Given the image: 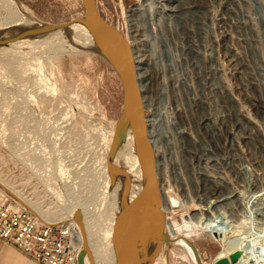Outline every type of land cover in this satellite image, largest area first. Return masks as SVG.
I'll return each instance as SVG.
<instances>
[{"label": "rangeland", "instance_id": "374dc122", "mask_svg": "<svg viewBox=\"0 0 264 264\" xmlns=\"http://www.w3.org/2000/svg\"><path fill=\"white\" fill-rule=\"evenodd\" d=\"M146 1L97 0L103 18L121 31L141 54L145 52V44L140 40L142 37H134L127 15L130 8ZM16 2L45 23L66 24L84 16L81 0ZM164 3V0L158 1L155 7ZM197 5L195 8L201 9V17L207 15V32H203L205 34L201 38H185V56L179 58L183 62L186 60L184 67L189 97L181 94L179 88H174L175 72L168 69L171 81L167 95L176 98L179 110H174V103L161 102L165 95L160 84V66L158 70L153 67L149 71L148 82L153 108L145 115L150 118L160 108L163 112L158 128L160 132L167 133L162 154L156 157L164 166L160 171V181L168 191L167 218L179 229V234L183 233L195 243L203 264H214L219 252L234 235L243 236L245 240L248 238L258 246L254 247L257 251L264 248V224L251 216L256 206L251 199L254 189L249 187L244 175L235 173L242 153L231 149V133L233 130L236 133L239 128L236 115L242 120L238 123L244 125L246 131L251 129L259 137L258 150H254L251 144L247 146L243 138L237 142L247 146L244 148V164L248 163L254 180L264 190V32L257 16L258 7L264 13V0H199ZM4 6L5 0H0V11ZM180 36L183 38L182 33ZM56 38L46 36L39 39V48L35 45L37 42L0 48V182H5L56 220H66L69 216L63 206L66 193L76 200L78 210L95 212L98 210L96 206H100L101 194L111 188L107 156L122 114L123 88L117 73L102 57L75 47L65 52L55 51L52 47L58 43L54 40ZM198 43L205 45L206 50L202 46V50H196L194 46ZM234 52L239 53L243 64L234 57ZM172 53L165 51V56L170 59ZM176 54L181 55L180 52ZM196 61L201 70L206 68L205 72L196 67ZM210 65L217 70L218 85L213 81ZM200 72L204 81H201ZM195 96L203 99V114L206 116H201L198 105L190 100ZM253 102L260 104L259 110ZM171 117L185 128L189 140H182V144L179 139L176 142L170 140L173 129L167 128ZM208 117L222 123L219 141L216 133L205 127ZM237 142L233 143L235 147ZM200 145L209 150L207 157L201 155ZM126 148L124 144L121 146L118 159L126 153ZM233 159L236 161L234 164ZM204 170L223 179L224 189L205 183L201 178ZM59 177L61 181L58 182ZM232 189L241 194L243 203L232 206H223V203L217 211V222L213 220L209 228L200 224L201 218L206 221L205 216L199 214L204 205L202 201L219 195L220 191L225 193ZM107 212L108 209L105 215L100 214L102 223H108ZM257 251L252 254L259 258L258 264H263V254ZM160 256L162 264L195 263L180 244H171L168 254L163 251Z\"/></svg>", "mask_w": 264, "mask_h": 264}, {"label": "bare ground", "instance_id": "6f19581e", "mask_svg": "<svg viewBox=\"0 0 264 264\" xmlns=\"http://www.w3.org/2000/svg\"><path fill=\"white\" fill-rule=\"evenodd\" d=\"M147 1L143 2V3H139L137 6L130 8L128 11V15H127L129 26L132 30L131 32L135 35L134 37H136L137 39H139V37H142V38H140V40L145 44L146 49L144 48L145 49L144 51L148 53V55H145V54H147L145 52H143L144 54L143 53L141 54L129 42L132 59H133L134 64H135L137 84H138L139 92L141 95L143 108H144L145 112H147L148 110H151L153 108V104H152V101L150 99L151 97H149V86H148L149 77H150L149 71L153 67L156 68V70H158V68L160 66V72H161L160 73V84L163 87L162 90L164 91L163 94L165 95L164 98L161 97V102H164V104H168V105L169 104L173 105V103H174L175 109L174 108L173 109L177 112L179 109H178V105H177L178 103H177L176 98H172L171 95H167V91H168L167 88L169 87L168 84L171 81L170 80L171 76L167 75V70L169 69V70H173L175 72L174 76L176 78H175V81L173 80V84H172L174 86V88H179L182 91V92L180 91L181 94L183 93V95L185 97H189L188 87H187V83H186V79L188 78V76L186 73V68L184 67L185 66L184 64H186V62H185L186 60L183 62V61H180L179 58L185 56L184 53H185L186 49L184 48L183 43H185L186 39H190L192 37L193 38H196V37L201 38L202 34H205L203 32H205V31L207 32V29H206V27H207V24H206V18L207 17L206 16L207 15L203 14L204 16L201 17V15H200V14H202L201 9L195 8L196 6H198L197 4L199 3V0H164L166 3L160 4V6L157 7L158 9L155 7V5L157 4L158 1L161 2L162 0H147ZM97 8H98V3H97ZM154 8H156V11L153 10ZM146 10L147 11L149 10L148 13ZM258 11H259V13L257 15L258 21L262 25L263 32H264V13L260 7H258ZM199 15H200V17H199ZM36 23H37L36 18H34L32 16V14H30L28 11H26L22 7V5L18 4L15 0H5V6H4L3 10L0 11V33L5 32V34L7 36H9V35H11V31H13L17 28H20V27L25 28V29L33 28L37 25ZM221 23H223V22H221ZM181 33L183 35V38L180 36ZM48 36L49 37L50 36L57 37L54 40H56V42H58V43H55V45H53L52 48H54V50L58 51V52L69 51L68 48L74 47L71 45H75L78 47H85V48H89V49L96 48V45L94 44L93 39L89 36L87 31L79 24H71L69 26V28L62 29V30L57 31L56 33H52L51 35H48ZM226 41H227V38H226ZM35 42H37V44H35V45L38 46L37 48H39L40 43L38 40L37 41L19 42V43L13 44V47L20 46V45L22 46V45L34 44ZM132 44H134V42ZM198 44L199 45L196 44L194 46L196 50H202V47L204 48L203 50H206L205 45L202 46L201 43H198ZM191 48H192V46H191ZM191 50L192 49H190V51ZM165 51L173 52L171 55L172 57L170 59H168L165 56ZM177 52H180L181 55H177L176 54ZM197 52H199V51H197ZM196 56L197 55H195V58H196ZM234 57H236L237 60L243 64L242 58L239 55V53L234 52ZM198 64L199 63L196 61V67L200 71H202V73L205 72L206 68L203 67V70H201L199 68ZM209 69H210V71H212L211 74L213 75V81H215V85H218V80L216 77L217 70L212 65H210ZM200 75H201V81H204V78L202 77L201 72H200ZM44 89H46V87ZM33 91H35V89ZM190 100H192V103L195 102L194 104L198 105L197 110L198 109H199V111L201 110V114H202L201 116H206L205 114H203L204 113L203 112L204 111V104L202 103L203 99L202 100L198 99L195 96V97L191 98ZM255 103L253 102V106L257 110H259L260 104H258V102H255ZM162 116H163V112L161 111V108H160L158 112L157 111L155 112V115H153L150 118H146V127H147V136L149 138L150 144L153 147V151H154L155 158H156L155 164H156L157 177H158L159 182H160V192H161V199H162V212L165 215V219H166L165 232L169 236V238L173 241L172 242L173 244H180L182 247H185V249L191 255L193 262H195L191 249L182 240H180L181 238H186L185 235L183 233H182L183 235L179 234L178 233L179 231L177 232L178 228L176 229L173 226V224L171 223V221L168 220V218H167V212H168L169 208L167 209L168 203H166V197L168 195V191L165 190V188L163 187V185L160 181V173H161L160 171L164 166H163V162L161 161V159L156 157V156H159L162 154V149H163V146L165 145L163 143V141H165L164 138L166 137L165 134L167 133L166 131H165L166 132L165 134L160 132V129L158 128L159 121L161 120L160 117H162ZM235 117H237L236 123H237V126L239 128H237L236 133H234L235 132L234 130H233V133H231V135H232L231 149L234 151L240 150L242 153V156L238 155V157L240 156V158L238 160L239 162H237L238 165L236 167L238 172H235V173H238L239 175L240 174L244 175L245 176L244 180H246L248 182L249 187H251V186L253 187L254 193H253V195H251L252 198L251 197H249V198L252 199L253 203L256 206L254 205L255 208H254V211L251 213V216L254 219L255 218L260 219V221H262L264 224V190L259 188L257 181L254 180L255 178H253V176H252L254 174H251V172H250L249 165H247L248 163L244 164L246 161L244 159H246V158H243L244 150H245L244 148H246L248 146V144H251L252 147L254 148V150L259 149L258 145H257V142H259V137H258V135H254V132L251 129L246 131L245 126L238 123V122L242 123V120H240L238 118V116H236V115H235ZM165 119H167V118H165ZM173 120H174V118H172V117L168 118L169 123L168 122L167 123L169 126L166 125V126H168V128H167L168 130H169V128L173 129V134H171L170 140L173 142H176L179 139L180 143L183 142L182 140H189V137H187V134H186L187 131H185V128L180 127L178 125L177 121L176 120L173 121ZM207 120H208V122L205 124L206 129L208 131L213 130V132L216 133L215 134L216 140L219 141L221 138L220 136L222 135V130H221L222 123H218L216 118L210 119L208 117ZM238 124H240V125H238ZM162 131L164 132V130H162ZM239 138H241V139L243 138L246 141V145H247L246 147L241 146L239 144V142H237ZM112 139H113V137H112ZM235 141L238 144L236 147L233 144V143H235ZM124 145L127 146L126 153L123 155V157L121 159H118L121 147L118 148V150L115 154V158L112 161L108 162V159H107V171H108V174L110 176V179L109 178L108 179H109L111 188L109 190H106L108 188H106V189L104 188L106 191L101 194L102 196L100 197V200H99L100 206L99 207L96 206L98 208V210L95 209V212H92L93 210L92 211H84V212H83V210L80 211L82 214L83 225H84V229H85V239H86V242L89 246V251H90V254H91V257L93 259L94 264H117L115 249H114V246H113L112 240H111L112 219L110 216L111 215L110 212H111V209L113 207H115V204L118 203L117 201H119V198H120V196L123 192V189H124V182H123V178L121 176V174H123V171H125L131 175L130 183L125 189L126 190L125 191L126 202L128 201L131 204L137 198L138 192L141 189L140 183H141V179H143V174H141L142 172H141V169L139 167L138 153H137V150L135 147L134 138H133L131 133H128V136L126 138ZM218 146H219V144H218ZM200 147H201V152H200L201 155L204 157H207L208 152H209L207 147L204 145H200ZM107 158H108V156H107ZM35 159H37V158H35ZM235 162L236 161H234V159H233L232 163L234 164ZM46 166L48 168L49 164L47 163ZM233 166L234 165H231V167H233ZM57 168H56V170H57ZM50 169H52V166ZM41 171H43V170H41ZM55 172H58V171H55ZM204 172H203V175L201 176V178L203 177V180L205 183H209V184H213V185L215 184L216 187L220 188L221 190L224 189L225 184L222 181L223 179H220L216 175H213V174L211 175L206 170H204ZM50 176L52 177V175H50ZM40 178H42V177H40ZM60 178L61 177H59L58 182L61 181ZM104 179H105V177H104ZM52 182H54V181H52ZM105 182H106V180H105ZM54 184H55V182H54ZM0 186H2L4 189L9 191L15 198H17L23 204L27 205L42 220L48 222L49 224H59V223H62L64 221L63 219L56 220L55 218L51 217L48 213L42 211L36 205H34L30 201H28L25 197H23L21 194H19L18 191H15L13 188H11L7 184H5V182L4 183L0 182ZM66 188L67 187L64 184L65 193L67 192ZM236 190L227 191L225 193H222V191H220L219 195H217V196L213 195V197H206L207 200H204L201 203L204 205H203L202 209L200 210L201 212L199 213L201 216H205L206 221L204 220V217H203L198 222L200 224H205L204 227L209 228L210 227L209 225L211 224V222H213V220H215V221L217 220V215H219L217 213V211H218V209H221V208H219V206L221 204L224 203L223 206L224 205L227 206L228 204L229 205H231V204L241 205V203H243L242 199H241V194L239 195V192H237ZM60 192L61 191H59V193ZM63 196H60V197H63ZM63 198H65V197H63ZM75 201L71 197V195L68 196L66 193V199L64 200L63 206L67 209L68 215L72 218H73L74 213L78 210V208H77L78 203L76 204ZM199 202H201V201H199ZM82 205H83V203H82ZM107 209H108V212H107L108 218L106 220H108L107 221L108 223H106V222L102 223V221H101L102 215H100V214L105 215ZM228 210H230V209H228ZM226 212H227V210H226ZM195 215H197V214H195ZM223 215H224V213H223ZM69 216L66 217V220L69 218ZM222 216L218 217V218H222ZM247 216H250V215L247 214ZM198 217L200 218V216H198ZM199 218H197V220ZM250 219H252V218H250ZM255 223H256V221H255ZM200 224H198V225H200ZM78 228H79V226H78ZM262 233H264V232H262ZM246 237H248V236H246ZM78 238H79L78 244L82 248L83 236L80 232V229L78 232ZM186 239H188V238H186ZM247 239L245 240V237L243 238V236H242V238H239V235H234V238L229 239L228 243L219 252V254L216 257L215 263L219 260L224 259V258H230V256L234 253H240L241 258L235 264H258L259 258L257 259L253 255L254 254L253 251H257V250H255V248L258 246L253 245L251 242H249L250 240L248 241ZM257 239H259V238L257 237ZM257 245H258V243H257ZM155 248L156 247L153 245V247H151L149 249L150 255L155 252ZM259 251L262 252V254H263L262 257H264V248L262 247V249L258 250L257 252H259ZM252 252H253V254H252ZM160 255L161 254H159L156 257L153 264H162ZM262 262L264 264V259L262 260Z\"/></svg>", "mask_w": 264, "mask_h": 264}, {"label": "water", "instance_id": "95a60500", "mask_svg": "<svg viewBox=\"0 0 264 264\" xmlns=\"http://www.w3.org/2000/svg\"><path fill=\"white\" fill-rule=\"evenodd\" d=\"M16 1V0H15ZM84 8L83 18L66 24H50L36 19L33 28H17L7 36L0 33V48H11L13 44L26 41H36L45 36L69 28L71 24L81 25L93 39L96 48L85 47L86 52L102 57L117 73L123 88V108L118 120L112 143L108 153V162L131 133L139 158V167L143 179L137 198L130 204L126 202L125 189L129 185L131 175L125 171L121 174L124 189L118 203L111 209V240L115 249L117 264H153L162 251L167 255L168 248L173 244L165 232L166 219L162 212L160 182L156 173V158L149 142L146 127V115L137 84L135 64L127 38L117 28L108 23L97 8V0H81ZM19 4V3H18ZM83 236V246L78 254V264H94L89 246L85 239V229L82 214L77 210L73 215ZM192 251L195 264H203V258L195 243L181 238ZM156 247L153 254L149 249ZM241 258L240 253H234L230 258H224L215 264H235Z\"/></svg>", "mask_w": 264, "mask_h": 264}, {"label": "built area", "instance_id": "2783aa9c", "mask_svg": "<svg viewBox=\"0 0 264 264\" xmlns=\"http://www.w3.org/2000/svg\"><path fill=\"white\" fill-rule=\"evenodd\" d=\"M0 190V240L39 264H78L79 228L72 217L49 224L2 186Z\"/></svg>", "mask_w": 264, "mask_h": 264}, {"label": "crops", "instance_id": "0c3cea01", "mask_svg": "<svg viewBox=\"0 0 264 264\" xmlns=\"http://www.w3.org/2000/svg\"><path fill=\"white\" fill-rule=\"evenodd\" d=\"M3 197L0 194V205ZM0 264H39L20 252L15 246L0 240Z\"/></svg>", "mask_w": 264, "mask_h": 264}]
</instances>
